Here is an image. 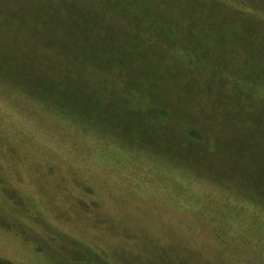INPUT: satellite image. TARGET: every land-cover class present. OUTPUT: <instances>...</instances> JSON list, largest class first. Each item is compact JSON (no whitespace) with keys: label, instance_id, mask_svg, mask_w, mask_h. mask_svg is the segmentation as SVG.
<instances>
[{"label":"rangeland","instance_id":"rangeland-1","mask_svg":"<svg viewBox=\"0 0 264 264\" xmlns=\"http://www.w3.org/2000/svg\"><path fill=\"white\" fill-rule=\"evenodd\" d=\"M100 1L0 0V58H78L61 47L64 39L77 43L74 31H82L97 54L89 58L159 60L168 70L158 76L127 74L138 86L144 82L147 96H162L167 111L202 138L183 143L174 118L137 116L126 135L118 128L116 137L75 134L52 99L46 107L31 91L0 83V259L264 264V14L237 0H144L143 11L134 0H120L131 12L142 11L144 23L173 21L177 45L139 57L120 54L123 42L95 23L76 26L80 13L96 18ZM190 47L207 56L196 64L176 59ZM116 64L126 72V64ZM107 76L126 81L116 72ZM114 99L118 116L136 107L131 98ZM170 144L174 152L159 153Z\"/></svg>","mask_w":264,"mask_h":264},{"label":"trees","instance_id":"trees-1","mask_svg":"<svg viewBox=\"0 0 264 264\" xmlns=\"http://www.w3.org/2000/svg\"><path fill=\"white\" fill-rule=\"evenodd\" d=\"M118 1L120 0H101L98 4L99 8L96 13V18H92L90 13H80L78 15L80 18L76 26L91 27L89 24L95 23L100 29L107 31H105L104 34L109 37L112 36L115 41L120 39L119 41L123 42L119 50L122 55H139V57H143L145 56V52L149 49H153V47H160L162 52H164L163 48L166 47L165 49L168 48L167 51H170L171 49L169 50V47L172 48L177 45L175 32L171 31L169 28L172 24L171 22H173L172 20L157 22L148 18L149 20L144 23L142 17L138 15L144 10V0L133 1L143 5L142 11L139 13L138 11H136V13H133V11L131 12V9L129 10ZM237 1H241L243 5L249 7V11L257 13L259 16H261L260 13L264 14V0H261V3L258 2L259 0ZM115 6L118 7L113 8ZM76 11L77 10H75V12ZM76 13L78 14V12ZM92 19H94L93 22ZM124 20H126L125 23L128 25H132L129 32L128 30H124L121 25ZM105 23H107L108 26L101 27L100 24L104 25ZM116 25L118 28H116ZM150 29L153 31L155 30V32L152 34L149 31ZM81 32L76 36L74 31L73 38L77 40V43L71 45L63 38L66 45L64 46L63 44L61 47V49L64 48L63 51L68 47L71 53H76L78 58H56L60 59L57 60L56 63H52L51 61L53 59L51 58H0V83L14 90L21 88L26 91H31L33 95L38 97L40 105H46V107L50 106L48 101L52 99L51 104L55 105L56 112L60 111L57 113L64 117L67 122L70 124L73 123L77 127L73 129L75 134H79L81 131L87 136L92 130L94 131V137L100 139L105 133L107 134L108 131L112 136L116 137L118 131L115 129L118 128L119 134L122 132V134L126 135L129 133L126 127L131 124L132 118L137 116L139 120L148 117L152 120L162 119L164 122H169V120L174 118L176 123L173 124V126L184 138L183 143L189 142L190 144H194L196 141L201 140V132L198 129L190 124L187 125L181 118L182 116L179 117L180 115H173L167 111L169 109L167 106L163 105L162 102H164V98L162 96L158 100L155 99V97H158V95H155V92H151L153 95L147 96L148 93H145L144 90L140 88L144 82L140 83L138 86L137 81L130 79L131 77L128 75L130 73L128 71L133 70L136 72V77L139 73L144 74L150 71H154L153 75L158 76L159 73L156 71L159 70L160 72L162 68L168 70L166 64H162L159 60L151 61L150 58H89L91 55L97 56V54L92 52L91 42L85 40L83 35L80 34ZM147 32L150 33L149 36L146 37L144 34ZM150 36L158 38L156 44L148 41L147 38ZM61 41L64 42L63 40ZM145 41L155 46H151V44L148 46L145 44ZM165 42L167 44H165ZM142 45H144V47ZM200 49L201 48H191L190 51H188V49L182 50L181 54L183 56L176 59L182 62V57H185L189 58V63H199L200 59L202 60L207 56V51H202ZM155 51L157 52H155L156 54L160 53L157 50ZM162 54L156 56L161 57ZM112 60L116 61L112 63ZM117 62L127 65L126 72H122L123 68H120L121 71L119 70L116 64ZM174 63L176 66L178 61L176 60ZM47 65H49V69L46 68ZM110 66L111 69L107 71V68ZM143 67H148V70H143ZM115 72L121 81L126 80L123 81V85H121L120 81L117 79L107 76ZM170 75L173 76L172 74ZM134 88L140 89V91L137 92L138 94L135 92L132 94L129 93V91H133ZM124 90H128L126 93L127 95ZM135 95L139 96L138 102L135 100ZM115 96H117V99L120 97H123V99L128 98L129 101L131 98L132 105H136V107L126 115L118 116L116 112H114L117 107L114 99ZM111 123H113V125H109ZM111 126H114V128L111 129ZM153 143L156 144L154 141ZM173 149V144H170L158 148V151L159 153L162 152L164 155H167L171 153V151L174 152ZM77 258L84 259L86 257L79 255ZM0 264H12V262L0 259ZM135 264L143 263L136 262Z\"/></svg>","mask_w":264,"mask_h":264}]
</instances>
